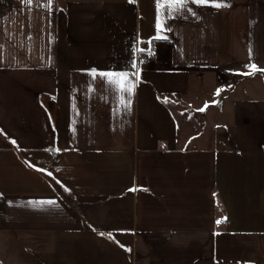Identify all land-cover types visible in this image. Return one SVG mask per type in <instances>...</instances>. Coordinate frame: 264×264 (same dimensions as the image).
Returning <instances> with one entry per match:
<instances>
[{
    "label": "crops",
    "instance_id": "crops-1",
    "mask_svg": "<svg viewBox=\"0 0 264 264\" xmlns=\"http://www.w3.org/2000/svg\"><path fill=\"white\" fill-rule=\"evenodd\" d=\"M167 2L0 0V232L26 264H264V109L237 94L223 148L197 115L264 67V0ZM137 69L130 97L98 75Z\"/></svg>",
    "mask_w": 264,
    "mask_h": 264
},
{
    "label": "rangeland",
    "instance_id": "rangeland-1",
    "mask_svg": "<svg viewBox=\"0 0 264 264\" xmlns=\"http://www.w3.org/2000/svg\"><path fill=\"white\" fill-rule=\"evenodd\" d=\"M243 1L246 3V0ZM242 31H243L242 26L240 28L238 27V36L240 39L244 38V36L242 35L243 33ZM257 68L264 70V67H257ZM195 77L196 76L194 74L192 80V86H194L195 84V80H194ZM236 78H244V79H241L242 81H239V85L237 88L236 87L234 89L231 88L225 92L229 94V96L231 97L229 98L230 102L228 101V99L225 98L223 104H226L227 102L229 106L226 104V106L221 105V107H219V105L217 104L218 101L217 90L213 86H210V84H206L204 86L206 90H203V92L206 95L210 97L214 96V98L207 103V106L205 105L203 106V108H201L204 109L202 111L204 112L207 111L209 107L210 113L213 114L210 116L214 124L212 125L210 124V126H208V130H206L205 133L213 137L215 134L219 138V142L217 141L219 148H223L226 145V143L228 146L231 145L233 138H236V140H238V135L242 132L241 130H243L241 129L243 122V115L242 114L239 115L237 113V108H238L237 105L234 106V99L236 98L237 94H242L243 97L251 98V100L247 102H243L244 104H248L251 101L252 103L253 101H257V103L261 104L260 105L261 110L264 109V72L257 71L253 75L244 74V75H239ZM203 82H206L205 79ZM181 102L186 107H190V106L195 107L193 104H189L184 100H181ZM200 111L201 110L199 109L197 112L198 116L200 114ZM224 134H226L227 136H225ZM9 239L10 238L8 236L2 235V237H0V251H1L0 264H26L28 261L25 256H22L20 258L17 257L19 256L20 252H26L28 253V255L34 258L36 252L33 242L28 241L23 235H20L18 238L13 237L12 240ZM15 241L17 244L15 243ZM26 249H31V250L28 251ZM4 255L6 257H4ZM36 256L39 258L37 254Z\"/></svg>",
    "mask_w": 264,
    "mask_h": 264
},
{
    "label": "snow or ice",
    "instance_id": "snow-or-ice-1",
    "mask_svg": "<svg viewBox=\"0 0 264 264\" xmlns=\"http://www.w3.org/2000/svg\"><path fill=\"white\" fill-rule=\"evenodd\" d=\"M25 2L26 3H31V0H25ZM129 2H134V0H129ZM187 2H188V0H168L167 4H165L163 6H166L169 9V16H171L172 12L174 10H179L180 8L185 7ZM192 2L197 3V4H208L209 2H211V6L216 7V8L228 6V5L224 4V3H222L221 0H192ZM50 5H51V0H49V6ZM157 7H158V9H160L162 7L161 0H157ZM157 29L158 30L162 29V23L159 21V19H158V22H157ZM156 38L157 39H166V37H163V36H158ZM149 43H150V41H149ZM139 51L143 52L145 50L144 49H139ZM148 51H149V54H151V50L149 49ZM132 67L133 68L137 67L135 62L132 64ZM246 67L249 68V72L243 73L245 75H253L257 71L264 72V70L258 69L257 66H255L254 64L246 65ZM92 75L95 77L97 75V73L95 71H93ZM98 75L100 77H102V78H105L107 80L108 84L115 85L121 92L128 93L129 97L133 93L134 88L136 86L132 82L133 79H136L137 82H139V79H138L139 78V70L138 69H137V71L135 73L101 72ZM219 91L220 90H218L217 94H219ZM165 102H167V98H165ZM128 103L130 104V100H129ZM200 110L203 111L204 109H200ZM13 143H15V141H13ZM53 150L59 151V149H53ZM48 175L51 176L52 173L49 172ZM136 190L137 189H135V188L129 189V191H136ZM145 191H146V189H145ZM29 203L32 204V205H37V204H40V205H43V204L53 205L56 202L53 201V200H48V201H30ZM221 222H222L221 220H217L216 221L217 224H220ZM101 235H104V233H101ZM108 235L111 238V233H109Z\"/></svg>",
    "mask_w": 264,
    "mask_h": 264
},
{
    "label": "built area",
    "instance_id": "built-area-1",
    "mask_svg": "<svg viewBox=\"0 0 264 264\" xmlns=\"http://www.w3.org/2000/svg\"><path fill=\"white\" fill-rule=\"evenodd\" d=\"M149 60H150V56H149L148 54H146V53H144V54H140V55L138 56V61H139L141 64H143V63H147ZM141 61H142V62H141Z\"/></svg>",
    "mask_w": 264,
    "mask_h": 264
},
{
    "label": "trees",
    "instance_id": "trees-1",
    "mask_svg": "<svg viewBox=\"0 0 264 264\" xmlns=\"http://www.w3.org/2000/svg\"><path fill=\"white\" fill-rule=\"evenodd\" d=\"M52 101H54V100H52ZM55 103V102H54ZM52 182H54V181H52Z\"/></svg>",
    "mask_w": 264,
    "mask_h": 264
}]
</instances>
